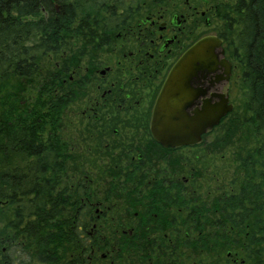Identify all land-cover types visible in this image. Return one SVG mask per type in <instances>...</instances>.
I'll return each mask as SVG.
<instances>
[{
	"label": "flooded vegetation",
	"instance_id": "obj_1",
	"mask_svg": "<svg viewBox=\"0 0 264 264\" xmlns=\"http://www.w3.org/2000/svg\"><path fill=\"white\" fill-rule=\"evenodd\" d=\"M98 6L103 46L86 53L82 65L71 62L67 80L70 105L80 102L77 112L93 143V159L86 163L110 173L67 180L81 192L76 213L82 208L88 219L68 227L75 235L54 245L59 252L33 257L23 242L18 251L4 244L2 264H186L184 241L196 229L186 226L187 218L209 207L216 215L214 199L201 194L204 179L194 177L202 157L186 158L184 150L205 146L217 125L189 145H164L152 130L153 108L171 67L205 36L220 40L217 63L192 78L190 87L199 93L187 111L221 97L232 104L240 68L224 24L209 18L216 6L190 0H109Z\"/></svg>",
	"mask_w": 264,
	"mask_h": 264
},
{
	"label": "trees",
	"instance_id": "obj_2",
	"mask_svg": "<svg viewBox=\"0 0 264 264\" xmlns=\"http://www.w3.org/2000/svg\"><path fill=\"white\" fill-rule=\"evenodd\" d=\"M104 1L0 0V252L4 244L18 251L22 242L33 257L59 252L54 245L75 235L68 227L88 219L84 209L76 213L81 192L68 181L99 179L103 171L85 169L86 157L66 133L72 61L60 55L57 66L52 58L68 51L69 35L83 56L103 46ZM232 1L223 22L244 90V116L234 126H247L250 147L236 152L229 188L215 194L201 186L216 215L209 207L187 218L196 229L184 241L186 264H264V0ZM194 177L204 179L205 170Z\"/></svg>",
	"mask_w": 264,
	"mask_h": 264
},
{
	"label": "rangeland",
	"instance_id": "obj_3",
	"mask_svg": "<svg viewBox=\"0 0 264 264\" xmlns=\"http://www.w3.org/2000/svg\"><path fill=\"white\" fill-rule=\"evenodd\" d=\"M190 1L195 4L200 3L203 7L207 5L209 8L215 5L216 10L212 13L214 16L211 14L209 18L212 23H216L218 27L224 24L223 16L228 10L227 7L230 6L233 2L232 0ZM211 30L212 28H209L207 31ZM80 44L81 42L79 40L75 41V37L69 35V42L67 45L69 47L68 51L64 52L63 54H57L55 57L52 58V62L58 66V64H60L61 60L63 59V56L66 57L68 54V59L71 58V61L74 65H76L77 63L79 65H82L85 55L83 56L82 50H79ZM60 55L62 59L59 57ZM67 77L68 76L66 75V78ZM243 92L244 90L241 86V81L238 78L234 91V99L232 101V111L226 115V117L221 121V123L217 125L210 134L207 135L205 146L203 145L198 149L194 148L184 150L186 158H194L196 155H199L204 158L202 159V164H199L200 166L198 167L204 170L207 169V172L205 171L203 183L206 185V188L211 187L215 194L220 193L222 189L229 188V183L232 180L235 174V170L238 166L236 162L238 159V157L236 158V152H239L240 149L243 152V149H247L248 147H250L249 141L247 142V140H245V135L248 134V130L246 129L247 126L237 127V129H235L234 126L235 121L238 118H243L244 116L242 104L244 101ZM77 108H80V102L75 103L74 107L70 104L66 107L63 114L64 128L66 130L67 135H69L73 139V145L75 143L77 148L81 150V152H83L84 156L86 157V161H84L85 169L90 171L92 176H95L97 175V171L99 170H97V168L93 166L89 167L86 163L88 159H93L91 158V152L88 149L89 147H93V143L91 142L92 139H88L89 135H87L88 133L84 129V122L80 114H78ZM227 134L232 135L231 141L226 142ZM100 173H98V175L101 176L102 174L106 175L110 173V171L104 170ZM225 254L226 252L224 253V256ZM227 254L229 255V253Z\"/></svg>",
	"mask_w": 264,
	"mask_h": 264
},
{
	"label": "water",
	"instance_id": "obj_4",
	"mask_svg": "<svg viewBox=\"0 0 264 264\" xmlns=\"http://www.w3.org/2000/svg\"><path fill=\"white\" fill-rule=\"evenodd\" d=\"M220 40L205 36L197 40L171 67L153 108L152 130L154 136L164 145H189L200 141L201 135L218 125L221 119L232 111L233 105L227 98L210 104L203 103L191 114L187 108L197 97L190 82L198 72L210 71L216 67L215 47Z\"/></svg>",
	"mask_w": 264,
	"mask_h": 264
}]
</instances>
